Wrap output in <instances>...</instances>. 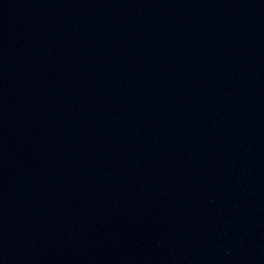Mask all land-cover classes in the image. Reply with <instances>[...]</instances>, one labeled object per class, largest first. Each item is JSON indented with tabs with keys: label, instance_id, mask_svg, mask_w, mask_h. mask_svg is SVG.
I'll return each mask as SVG.
<instances>
[{
	"label": "water",
	"instance_id": "obj_1",
	"mask_svg": "<svg viewBox=\"0 0 264 264\" xmlns=\"http://www.w3.org/2000/svg\"><path fill=\"white\" fill-rule=\"evenodd\" d=\"M0 264H264V0H0Z\"/></svg>",
	"mask_w": 264,
	"mask_h": 264
}]
</instances>
